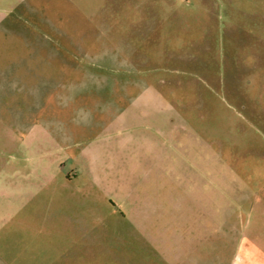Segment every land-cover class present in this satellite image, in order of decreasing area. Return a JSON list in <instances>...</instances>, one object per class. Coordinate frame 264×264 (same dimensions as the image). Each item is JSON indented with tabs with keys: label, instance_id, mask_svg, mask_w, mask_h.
Listing matches in <instances>:
<instances>
[{
	"label": "rangeland",
	"instance_id": "rangeland-1",
	"mask_svg": "<svg viewBox=\"0 0 264 264\" xmlns=\"http://www.w3.org/2000/svg\"><path fill=\"white\" fill-rule=\"evenodd\" d=\"M6 24L0 27V102L7 105L0 198L12 199L14 181L29 180L38 183L39 198L52 195L55 203L99 194L64 182L76 168L72 182L93 178L81 173V151L101 135L88 126L81 133V95L104 106L115 89L120 107L130 79L136 84L156 73L166 79L164 101L207 124L220 140L214 148L226 151L245 178L264 183V0H22ZM243 216L233 222L249 229L255 220ZM39 220L23 227L63 222ZM19 224L13 219L3 228ZM2 231L0 251L12 255L13 237Z\"/></svg>",
	"mask_w": 264,
	"mask_h": 264
},
{
	"label": "crops",
	"instance_id": "crops-1",
	"mask_svg": "<svg viewBox=\"0 0 264 264\" xmlns=\"http://www.w3.org/2000/svg\"><path fill=\"white\" fill-rule=\"evenodd\" d=\"M21 2L0 0V27ZM156 76L130 79L120 107L115 89L104 106L81 95V133L88 126L101 135L81 151V173L93 178L72 182L76 168L64 182L99 194L55 203L38 197L36 181H14L13 198H0V228L12 235L13 253L0 251V264H264V183L245 178L214 148L220 140L207 124L164 101L166 79ZM6 107L1 101L0 120ZM28 208L34 212L23 216ZM245 212L255 220L249 229L233 222ZM13 219L19 228L4 229ZM28 219L63 222L25 228Z\"/></svg>",
	"mask_w": 264,
	"mask_h": 264
}]
</instances>
